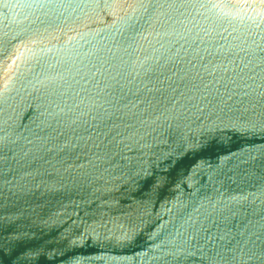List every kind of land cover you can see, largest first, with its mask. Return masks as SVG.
I'll return each mask as SVG.
<instances>
[{"label":"water","instance_id":"95a60500","mask_svg":"<svg viewBox=\"0 0 264 264\" xmlns=\"http://www.w3.org/2000/svg\"><path fill=\"white\" fill-rule=\"evenodd\" d=\"M0 264H264V0H0Z\"/></svg>","mask_w":264,"mask_h":264}]
</instances>
